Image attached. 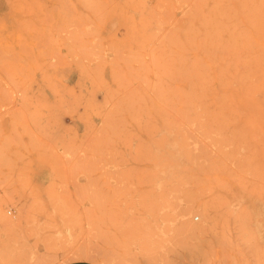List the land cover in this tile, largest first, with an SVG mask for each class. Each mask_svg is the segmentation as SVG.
Masks as SVG:
<instances>
[{
	"label": "rangeland",
	"instance_id": "1",
	"mask_svg": "<svg viewBox=\"0 0 264 264\" xmlns=\"http://www.w3.org/2000/svg\"><path fill=\"white\" fill-rule=\"evenodd\" d=\"M92 1L0 0V264H264V0Z\"/></svg>",
	"mask_w": 264,
	"mask_h": 264
},
{
	"label": "bare ground",
	"instance_id": "2",
	"mask_svg": "<svg viewBox=\"0 0 264 264\" xmlns=\"http://www.w3.org/2000/svg\"><path fill=\"white\" fill-rule=\"evenodd\" d=\"M92 1V0H91ZM142 1V0H141ZM90 2V1H89ZM91 3V2H90ZM89 3V4H90ZM92 3H93V1H92ZM136 3H137V1H136ZM94 4V3H93ZM145 4V3H144ZM81 5V4H80ZM101 6V5H100ZM119 7V6H118ZM142 7V6H141ZM94 10H95V8H94ZM122 11V10H121ZM171 12V11H170ZM80 13V12H79ZM118 13V12H117ZM153 14H154V12H152ZM166 13V12H165ZM97 14V13H96ZM169 13L167 12V15H168ZM172 12L170 13V16L172 17ZM64 15V14H63ZM120 15V14H119ZM158 15H159V13H158ZM160 16V15H159ZM169 16V15H168ZM129 17V16H128ZM154 17H155V14H154ZM170 17V18H171ZM94 18V17H93ZM169 18V19H170ZM79 19V18H78ZM162 20V19H161ZM137 21V20H136ZM155 21H157V20H155ZM169 21V20H168ZM139 23V22H138ZM154 23V22H153ZM158 23V22H157ZM162 24V22H159V24ZM126 24V23H125ZM164 25V24H163ZM141 26V25H140ZM140 31H141V29H140ZM47 33H49V32H47ZM71 33V32H70ZM80 34H81V32H79ZM85 33V32H84ZM183 33V32H182ZM73 34V33H72ZM86 34V33H85ZM90 34V33H89ZM91 34H94V33H91ZM69 35V34H68ZM137 36V35H136ZM74 37V36H73ZM114 37H116V35L114 36ZM130 37V36H129ZM78 38V37H77ZM111 38H113L112 36H111ZM99 39V38H98ZM97 40V39H96ZM73 42H74V40H73ZM127 44V43H126ZM73 45V44H72ZM91 46V45H90ZM203 47V46H202ZM82 49V48H81ZM86 49H88V48H86ZM69 50V49H68ZM67 50V51H68ZM81 51V50H80ZM89 51V50H88ZM92 51V50H91ZM70 52V51H69ZM97 52H98V50H97ZM89 53V52H88ZM135 53V52H134ZM71 54V53H70ZM89 55H90V53H89ZM92 55H95L96 56V54L95 53H92ZM96 57H98V56H96ZM95 57V58H96ZM99 58V57H98ZM98 62V61H97ZM152 67V66H151ZM113 69V68H112ZM199 83V82H198ZM146 88V87H145ZM193 96V95H192ZM155 99V98H154ZM156 100V99H155ZM158 102V101H157ZM159 103V102H158ZM162 105V104H161ZM174 113V112H173ZM154 114V113H153ZM177 116V115H176ZM154 146V145H153ZM157 146V145H156ZM183 176V175H182ZM176 181V180H175ZM190 208H191V206H190ZM207 215V214H206ZM207 217H208V215H207ZM10 220V219H9ZM184 220V219H183ZM186 222H188L187 220H186ZM211 226V225H210ZM193 228V227H192ZM200 233V232H199ZM188 234V233H187ZM264 262V261H263Z\"/></svg>",
	"mask_w": 264,
	"mask_h": 264
},
{
	"label": "crops",
	"instance_id": "3",
	"mask_svg": "<svg viewBox=\"0 0 264 264\" xmlns=\"http://www.w3.org/2000/svg\"><path fill=\"white\" fill-rule=\"evenodd\" d=\"M66 264H96L90 261H86V260H75Z\"/></svg>",
	"mask_w": 264,
	"mask_h": 264
}]
</instances>
